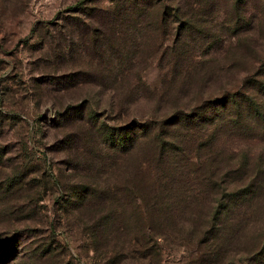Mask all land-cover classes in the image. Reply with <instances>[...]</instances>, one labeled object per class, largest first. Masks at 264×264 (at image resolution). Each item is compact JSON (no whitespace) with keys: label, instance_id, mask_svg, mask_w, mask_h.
<instances>
[{"label":"rangeland","instance_id":"1","mask_svg":"<svg viewBox=\"0 0 264 264\" xmlns=\"http://www.w3.org/2000/svg\"><path fill=\"white\" fill-rule=\"evenodd\" d=\"M162 3L179 21L144 36L105 16L110 0H0L3 264H264L254 122L176 131L169 162L147 139L120 156L88 139L261 79L264 0Z\"/></svg>","mask_w":264,"mask_h":264},{"label":"trees","instance_id":"2","mask_svg":"<svg viewBox=\"0 0 264 264\" xmlns=\"http://www.w3.org/2000/svg\"><path fill=\"white\" fill-rule=\"evenodd\" d=\"M163 1L165 0H110L112 7L105 12V16L113 18L112 23L117 21L120 25L131 26V32H136L134 28L139 26L141 28L137 30L141 32V35L145 36L149 33L166 35L168 23L178 22L179 17H177V8H170L164 5ZM225 1L233 3L234 6L239 2V0ZM78 9L79 6L70 7L71 11L76 10L77 12ZM188 24L187 21L182 24L181 33L189 31ZM176 55H178L176 59H179L181 54L176 53ZM257 61L261 63L256 76L261 79H252L248 83L249 93L226 92L218 98L206 100L192 107L189 111L175 112L160 122L138 123L131 121L121 127L105 125L95 127L94 125L88 139L94 138L99 146L107 149L106 151L113 156L128 155L141 144V140L145 142L147 139L157 147V158L164 157L162 160L169 162L172 153L175 154L176 142H180L174 135L176 131L187 133L207 127H212L216 131L225 127L230 130H242L247 123L254 122L263 137L264 57L258 56ZM76 110L79 112L78 109ZM172 165H174L173 162ZM116 167L114 165V169ZM88 192V189L77 187V199H83L89 194ZM225 211L223 209V212ZM2 262L3 260L0 261V264H3Z\"/></svg>","mask_w":264,"mask_h":264}]
</instances>
